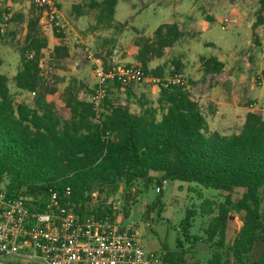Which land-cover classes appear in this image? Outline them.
Here are the masks:
<instances>
[{"label":"trees","instance_id":"obj_1","mask_svg":"<svg viewBox=\"0 0 264 264\" xmlns=\"http://www.w3.org/2000/svg\"><path fill=\"white\" fill-rule=\"evenodd\" d=\"M119 1L93 0L89 7L98 9L99 24L111 27ZM81 7L74 5L78 14ZM9 13V9L0 10V33L6 22L4 15ZM207 19L212 21L211 16ZM8 20L24 22L25 16L17 13ZM263 26L264 0H259L252 25L259 46L256 30ZM54 34L61 40L65 37L62 32ZM185 34L173 22L160 25L151 36L136 38V62L146 75L165 77L163 67L152 68L150 64ZM48 45L40 26V10L35 7L19 49L18 72L11 79L0 72V188L4 185L11 193L47 201L51 192L71 187L73 202L81 204L82 213L95 217H114L109 201L122 189V209L127 217L129 202L135 198L132 188L140 180L146 187L154 182L160 187L168 180L196 182L227 192L223 202L207 200L203 204V212L212 215L207 227L209 263L249 264L259 249L254 264H264V115L248 111L241 129L232 134L212 131L186 84L161 85L156 105L139 100L137 112L128 104H114L112 95L120 88L109 87L103 109L97 112L93 103L79 98L85 84L74 80L61 93L71 113L63 119L53 99L59 87L42 74L41 60ZM69 56L65 42L54 46L56 61ZM200 62L205 75L221 73L225 67L215 56H202ZM174 67L178 70L182 63L175 60ZM10 80L19 93H36L32 103L18 101ZM132 86H126L129 96L134 95ZM236 189L242 194L235 201L232 193ZM232 210L242 226L231 238ZM179 248L163 249V258L186 264L187 254Z\"/></svg>","mask_w":264,"mask_h":264},{"label":"rangeland","instance_id":"obj_2","mask_svg":"<svg viewBox=\"0 0 264 264\" xmlns=\"http://www.w3.org/2000/svg\"><path fill=\"white\" fill-rule=\"evenodd\" d=\"M92 1L65 0L63 4L60 3L67 24L65 37L61 40L54 33H46L49 45L43 52L41 69L44 77L59 87L53 99L63 119L71 115L61 99V93L70 83L74 80L84 83L85 87L81 90L91 93L92 76L85 58L86 48L97 53L106 52L107 55L118 48L121 58L131 56L136 61V38L151 36L160 25L173 22L178 23L186 34L162 58H154L151 62L152 68L160 66L164 69L165 77L158 79L163 81L175 73L183 74L193 98L208 116L212 131L223 134L238 132L252 103H257L264 115V26L259 27L258 31L262 40L260 46L255 41L252 29L259 0H120L111 27L97 22L98 9L89 7ZM75 4L82 6L81 14L74 8ZM34 8L28 0H0V10L9 9L12 16L17 13L25 16L24 22L6 20L2 24L0 72L10 79L19 70V49L25 39L27 19ZM208 16L212 17V21L207 19ZM225 17H229L231 22L225 24ZM56 42H65L71 47L72 52L64 61L58 62L53 57ZM202 56L224 60L226 69L221 75H205L200 62ZM175 60L182 63L178 70L174 67ZM220 76L222 79H219ZM9 84L18 101L32 103L28 92L19 93L13 80ZM159 85L160 82L146 80L130 87L133 96H129L125 89L114 93L112 99L115 104H128L133 112H137L139 100L147 102L148 106L156 105ZM216 88L222 101L228 105L223 109L225 115L213 121L209 106L214 102L208 101L207 104L206 100L207 93ZM156 175L160 176L159 173ZM160 188L161 193L157 192L156 182L147 187L143 180L137 182L132 188L135 198L129 202L124 224L134 227L148 252L162 253L163 249L174 251L181 246L187 254L186 264H210L207 227L212 215L203 212V204L207 200L221 203L227 192L196 182L171 180L165 181ZM241 194L242 190L236 189L232 197L236 201ZM113 199L121 202L119 209L123 212L125 197L122 189ZM230 215L232 222L229 232L232 238L242 222L234 210ZM187 221L189 223L185 226ZM258 257L259 249L251 255L248 263L254 264V259Z\"/></svg>","mask_w":264,"mask_h":264},{"label":"built area","instance_id":"obj_3","mask_svg":"<svg viewBox=\"0 0 264 264\" xmlns=\"http://www.w3.org/2000/svg\"><path fill=\"white\" fill-rule=\"evenodd\" d=\"M28 1L40 10V26L45 34H66L67 24L60 8L62 0ZM10 16L5 14L4 19ZM223 22L228 24L231 19L225 17ZM85 58L95 81L91 93L81 90L79 98L93 103L97 112L103 109L109 87L125 90L128 85L146 80L160 82L159 88L186 84L181 73L163 81L146 75L141 64L127 63L121 58L118 48L109 55L86 48ZM28 94L32 99L36 95L35 92ZM250 110L262 114L257 103H252ZM157 192H161L160 187ZM109 204L113 206L114 217H95L81 212V204L72 200L71 187L53 191L47 201H42L11 193L3 185L0 188V264H173L162 253L145 250L134 227L124 224L120 201L112 199Z\"/></svg>","mask_w":264,"mask_h":264},{"label":"crops","instance_id":"obj_4","mask_svg":"<svg viewBox=\"0 0 264 264\" xmlns=\"http://www.w3.org/2000/svg\"><path fill=\"white\" fill-rule=\"evenodd\" d=\"M65 0H62L61 3L63 4ZM234 11V9H232ZM61 11H62V8H61ZM63 17H64V20L66 21V18H65V15L63 14ZM259 31V28L256 30V32L258 33ZM258 36L260 38V42L262 43V40H261V37H260V34L258 33ZM60 44V42H56L55 45H58ZM69 47V50H70V54L72 52L71 50V47L69 45H67ZM170 49V48H169ZM168 50V49H167ZM138 52V51H137ZM127 63H137L136 61L132 60L131 56H127L125 59H124ZM220 61L224 62V60L222 59H219ZM226 69V64H225V67H224V70ZM91 71V69H90ZM91 76H92V86L94 84V78H93V74L91 72ZM119 91V90H118ZM121 91V90H120ZM207 104H208V101L209 102H214L213 103H210V106H209V113H210V117L212 118V120H219V117H223L225 115V113L223 112V109H224V106H227L228 103L227 102H224L222 101L221 99V94L219 93V89H211L208 93H207ZM205 101V102H206ZM115 104V103H114ZM208 106V105H207ZM248 111H251V110H247L246 111V114H245V118H246V115H247V112ZM236 116H238V114H236ZM208 117V116H207ZM245 121V120H244ZM244 124V122H243ZM243 126V125H242Z\"/></svg>","mask_w":264,"mask_h":264}]
</instances>
